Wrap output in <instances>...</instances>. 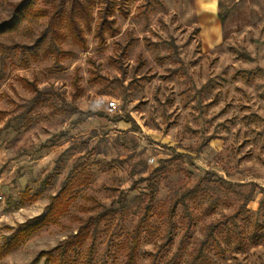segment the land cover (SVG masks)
Here are the masks:
<instances>
[{"label": "rangeland", "instance_id": "obj_1", "mask_svg": "<svg viewBox=\"0 0 264 264\" xmlns=\"http://www.w3.org/2000/svg\"><path fill=\"white\" fill-rule=\"evenodd\" d=\"M22 2L27 7L17 12ZM58 2L0 0V247L23 232L0 264H49L44 253L105 207L116 213L101 223L94 263L126 264L129 235L149 198L141 179L172 156L155 181L135 264L198 262L210 227L264 186V0H222L232 10L218 26L220 41L209 44L199 0L131 1L127 17L115 14L119 32L102 44L96 0L87 47L68 36L61 47L69 54L56 62L45 51L49 16L40 10ZM23 78L45 92L32 110L36 93ZM71 171L81 185L67 212L45 222L50 197ZM209 171L230 183L203 180ZM200 182L203 191L178 206L169 228L176 195ZM228 222L237 239L226 243L216 232L221 248L209 251L210 264H264V227L255 229L264 210L245 209Z\"/></svg>", "mask_w": 264, "mask_h": 264}, {"label": "trees", "instance_id": "obj_2", "mask_svg": "<svg viewBox=\"0 0 264 264\" xmlns=\"http://www.w3.org/2000/svg\"><path fill=\"white\" fill-rule=\"evenodd\" d=\"M131 1L137 0H99L100 5L97 11V19L95 22V36L98 38L100 43L104 44L108 37H114L119 32L120 29L116 25L115 14L119 13L123 17H127L130 13L128 6ZM95 3L96 0H59V2L56 3L51 10H40L42 15L49 16V41L45 51L47 54L53 55L56 62L60 60L62 55L69 54V52L62 50L61 47L64 40H66L68 36H70L72 41H74L83 49L87 47L85 29L91 28L92 21L95 20L93 15V6ZM25 5L27 7V3H20L17 7V12H20V10L26 8ZM219 7V18L221 23L224 24L227 21L232 9L231 7L224 8L222 0H220ZM45 39L46 38L43 37V40ZM132 44L133 43L131 41H128L122 48V54H126ZM4 50V45L0 43L1 56L4 55ZM241 55L245 56L247 59H252L251 55L245 51H242ZM22 80L24 83L33 86V91L36 93L31 102L32 110L35 105L42 103L45 92H42L33 82H30L28 79L23 78ZM87 117H90V115ZM129 120L134 122L132 118H128V121ZM172 158L173 156L162 159L160 164L155 169H153L148 177H143L141 179L147 182L146 188L148 189L147 194L149 195V198L144 208L143 214L138 218L136 226L129 235V240L126 247L128 256L126 264H135L138 259L141 246V236L142 233L148 228L149 221L153 213V206L157 192V184L155 181L168 170L167 164L173 160ZM215 176L217 177L218 175L209 171L205 174L203 180L204 178L207 180H214ZM215 180H219L221 183H230L220 176H218V178ZM200 184L202 183H197L194 188L186 189L181 194L176 195L169 208V228L172 229L174 227L173 218L176 215L178 206L181 204L185 205L186 200L197 196L199 190L203 191ZM80 185L81 178L73 177V171H71L63 182V186L60 191L56 195H52L50 197V208L43 220L45 222L53 221L66 213L71 203L72 196L70 193ZM199 187L200 189L198 190ZM135 188L136 187L134 183L132 184L131 189ZM262 192H264V189H262ZM251 197L252 195L250 193L245 196L238 212L232 215V217H230L231 219H236L240 212L243 211V208H245L249 200H251ZM124 198L126 199V196H124ZM263 207L264 201L261 202L260 209ZM115 213L116 209L113 207H105V209L102 211L89 215L83 219L75 233L68 236L55 249L44 253L46 261L49 264H95V249L101 223L107 216H113ZM230 218L220 220L210 227L206 238L202 242L198 255H196L195 260H198V262L194 261L191 264H210L209 251L212 250L214 245H216L218 249L221 248V240H219L217 237L216 232L219 231L222 235H224V241L226 243H231L233 241L234 235L228 224ZM257 227H262V225H256V230L258 229ZM22 234L23 232L21 233L20 231V233L16 234L12 239L7 240L0 247V256L10 252L13 246H15L20 241ZM253 238L256 244L260 243V238L257 232L254 234ZM234 239H237V236H234ZM88 242L90 244L86 246ZM240 244L241 243L239 241L235 245L236 248H241L242 245Z\"/></svg>", "mask_w": 264, "mask_h": 264}, {"label": "crops", "instance_id": "obj_3", "mask_svg": "<svg viewBox=\"0 0 264 264\" xmlns=\"http://www.w3.org/2000/svg\"><path fill=\"white\" fill-rule=\"evenodd\" d=\"M210 3H212V5L215 7L216 12L214 11L213 8L210 7ZM219 3H220V0L219 1H217V0H199L200 9H201V13H199V15H200V18L204 22V33L206 34L207 44H209L210 40H211V42H214V40L220 41V36H219L220 32L218 30V26H223L226 23L225 22L224 24H222L220 21ZM210 34H211V36H210ZM251 57H252V55H251ZM252 59H253V57H252ZM252 59H250V60H252ZM262 189H264V186L259 187V191L251 189V191L249 192L252 195L251 200H249V202L246 204V206H245V208H243V210L246 209V210H251L254 212H261V210H264V207L260 209V204L262 201H264V192H262ZM261 195H263V197ZM262 227H264V225Z\"/></svg>", "mask_w": 264, "mask_h": 264}, {"label": "built area", "instance_id": "obj_4", "mask_svg": "<svg viewBox=\"0 0 264 264\" xmlns=\"http://www.w3.org/2000/svg\"><path fill=\"white\" fill-rule=\"evenodd\" d=\"M109 106L111 108H116L117 104L115 101H110ZM151 162H153V159H151ZM4 200H5V196L2 193H0V202H4Z\"/></svg>", "mask_w": 264, "mask_h": 264}]
</instances>
